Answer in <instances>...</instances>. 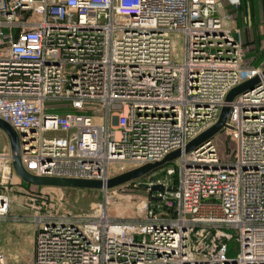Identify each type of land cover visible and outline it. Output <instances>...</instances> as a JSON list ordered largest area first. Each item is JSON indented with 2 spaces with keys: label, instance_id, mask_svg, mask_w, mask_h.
<instances>
[{
  "label": "built area",
  "instance_id": "1",
  "mask_svg": "<svg viewBox=\"0 0 264 264\" xmlns=\"http://www.w3.org/2000/svg\"><path fill=\"white\" fill-rule=\"evenodd\" d=\"M240 4L0 0V119L18 133L26 170L106 182L115 165L128 171L182 150L165 176L143 183L137 216L116 218L102 204L89 217L61 215L47 199L27 204L31 264H264V61L254 63L233 25ZM256 76L229 103L233 157L219 158L212 138L186 153L218 122L230 91ZM13 163L0 151V225Z\"/></svg>",
  "mask_w": 264,
  "mask_h": 264
},
{
  "label": "rangeland",
  "instance_id": "2",
  "mask_svg": "<svg viewBox=\"0 0 264 264\" xmlns=\"http://www.w3.org/2000/svg\"><path fill=\"white\" fill-rule=\"evenodd\" d=\"M231 13L233 25L241 29L245 42L254 47L251 49V54L255 55L254 63L259 61L260 65L264 61V0H244L242 7L232 8ZM178 37L175 42L177 60L183 54V42L180 35ZM212 140L219 158L228 160L233 157L235 143L229 130L223 129ZM0 151L12 152L10 137L2 127H0ZM176 165V161H173L169 166L109 191L29 184L16 173L7 192L11 198L10 212L0 225V252L5 254L8 264L33 262L35 227L30 221L31 212L27 209V204L31 206L35 204V207L47 199L55 205L56 212L74 217H89L102 204L111 216L134 217L137 216V203L146 195L143 183L165 176L166 170ZM127 169V166L118 164L113 166L112 174L118 175ZM30 195L35 198L32 203L28 199Z\"/></svg>",
  "mask_w": 264,
  "mask_h": 264
},
{
  "label": "water",
  "instance_id": "3",
  "mask_svg": "<svg viewBox=\"0 0 264 264\" xmlns=\"http://www.w3.org/2000/svg\"><path fill=\"white\" fill-rule=\"evenodd\" d=\"M264 75V71H263ZM260 83V77L256 76L253 79H250L239 86L235 87L230 91L227 96V105H225L222 109L220 118L218 122L190 141L187 146L185 147V152H191L197 149L200 145L205 143L206 141L210 140L218 133H220L223 129L228 127V117L230 113V106L229 103L234 100V98L250 89H253L256 85ZM0 127H2L9 135L12 145V155L14 158V168L16 173L19 177L26 181L29 184H36V185H49V186H56V187H68V188H81V189H112L123 184L135 181L146 174L156 170L160 166L164 165L168 162H173L177 160L182 155V150H176L169 155H167L163 160L155 162V163H148L141 167L134 168L118 175H115L108 179L106 182L101 180H93V179H76V178H61V177H42L36 176L30 173L24 167L21 158V147H20V139L18 133L15 129L6 121L0 119ZM218 166H215L217 168Z\"/></svg>",
  "mask_w": 264,
  "mask_h": 264
},
{
  "label": "trees",
  "instance_id": "4",
  "mask_svg": "<svg viewBox=\"0 0 264 264\" xmlns=\"http://www.w3.org/2000/svg\"><path fill=\"white\" fill-rule=\"evenodd\" d=\"M241 2H242V4H240L238 8H241V7H242L244 0H241ZM255 64H259V61H257ZM171 163H172V162L165 163L164 165L160 166L159 168H157V169L154 170V171H157V170H159V169H161V168H163V167L169 166V165H171ZM154 171H152V172H154ZM152 172H150V173H152ZM150 173L146 174L145 176L149 175ZM145 176H143V177H145ZM176 177H177L176 175L173 176L174 180L176 179ZM141 178H142V177H141ZM139 179H140V178H139Z\"/></svg>",
  "mask_w": 264,
  "mask_h": 264
}]
</instances>
